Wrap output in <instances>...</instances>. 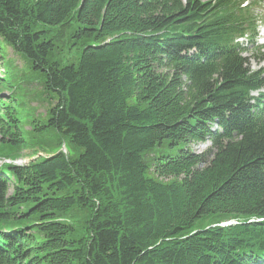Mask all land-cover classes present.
<instances>
[{
	"label": "trees",
	"instance_id": "obj_1",
	"mask_svg": "<svg viewBox=\"0 0 264 264\" xmlns=\"http://www.w3.org/2000/svg\"><path fill=\"white\" fill-rule=\"evenodd\" d=\"M245 1L0 0V264H264V72L237 42L255 33ZM32 80L51 103L36 121ZM47 134L40 155L31 136Z\"/></svg>",
	"mask_w": 264,
	"mask_h": 264
},
{
	"label": "rangeland",
	"instance_id": "obj_2",
	"mask_svg": "<svg viewBox=\"0 0 264 264\" xmlns=\"http://www.w3.org/2000/svg\"><path fill=\"white\" fill-rule=\"evenodd\" d=\"M257 15L259 16H263L264 15V7H258L257 9ZM61 35V34H60ZM69 35H70V31L66 30V33L63 34V37H61L62 39L60 40V44H61V50L62 53L57 55V60L61 61V62H70V60H74V55L71 54V51H69V45H68V41H69ZM259 45L261 47H264V28L260 29V37H259ZM250 51L248 53H246L244 56L249 60L250 63V68L253 71H263L264 72V55H255L252 56L253 54V49L248 48ZM5 54L7 56V59L12 62V67L15 68V71H20L22 73H26L28 72L27 70V64L25 63V60L22 59L20 56L16 55L13 53V51L10 48H6L5 49ZM4 70L1 69L0 70V77H4ZM17 80V79H16ZM32 83H25V90L28 89V91H31L27 97L26 100V106H27V110L24 112L23 111V115L26 116L28 118L29 121L32 120H37L40 118H43L46 115V112L48 111V109L50 108V101L49 99L45 96V94L43 93V89L40 83L37 82V80H32ZM5 98L8 96L7 93L4 94ZM27 131H30V133H33L31 127L29 125H27L26 127ZM32 139H36L34 141H36L37 143L41 144V147L39 145L35 146L36 150L44 151L46 149H53L56 146V141H54V137L51 134H47L45 136H41L39 139L37 137L31 136ZM69 146L67 144L64 143L62 149L65 153H68V148ZM210 147V143L206 142V143H200V144H196L192 147L193 151L198 153V154H202L204 152H206V150ZM26 155L24 156L25 159L24 160H29L32 156L29 155V152L25 153ZM46 153L41 152L40 155H43ZM37 157H35L32 160H35ZM6 163L10 164L12 163V161L6 160ZM5 162L1 161V164H4ZM25 162V161H24ZM23 163L22 161H18L17 164H21ZM70 221V223H76L78 225L79 228H81L84 223L86 222V220H88V215L84 212H77V214L75 216H73L72 218L70 217V219H68Z\"/></svg>",
	"mask_w": 264,
	"mask_h": 264
}]
</instances>
